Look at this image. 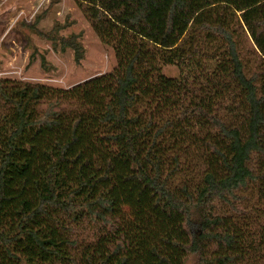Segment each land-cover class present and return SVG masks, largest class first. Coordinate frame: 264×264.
<instances>
[{
  "label": "trees",
  "instance_id": "obj_1",
  "mask_svg": "<svg viewBox=\"0 0 264 264\" xmlns=\"http://www.w3.org/2000/svg\"><path fill=\"white\" fill-rule=\"evenodd\" d=\"M75 2L116 65L0 77V264H264V0Z\"/></svg>",
  "mask_w": 264,
  "mask_h": 264
},
{
  "label": "rangeland",
  "instance_id": "obj_2",
  "mask_svg": "<svg viewBox=\"0 0 264 264\" xmlns=\"http://www.w3.org/2000/svg\"><path fill=\"white\" fill-rule=\"evenodd\" d=\"M116 61L75 0H0V77L70 87ZM163 72L177 77L179 68Z\"/></svg>",
  "mask_w": 264,
  "mask_h": 264
}]
</instances>
